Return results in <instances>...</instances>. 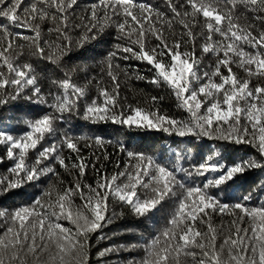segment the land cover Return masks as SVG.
Listing matches in <instances>:
<instances>
[{
    "label": "snow or ice",
    "instance_id": "1",
    "mask_svg": "<svg viewBox=\"0 0 264 264\" xmlns=\"http://www.w3.org/2000/svg\"><path fill=\"white\" fill-rule=\"evenodd\" d=\"M93 43L110 47L89 75L90 65L68 61ZM132 60L147 74L121 64ZM41 61L60 75L43 77ZM132 79L166 88L181 114L163 111L162 96L130 101L121 88ZM16 101L43 109L18 118L19 131L0 129V197L39 191L0 209V264H93L105 227L125 214L150 224L165 204L162 229L142 245L104 248L95 264L138 246L139 259L123 264H264V201L229 191L264 170V0H0V112ZM74 119L88 132L73 133ZM108 124L173 139L148 152L91 127ZM205 140L214 155L196 151ZM228 146L255 154L227 163Z\"/></svg>",
    "mask_w": 264,
    "mask_h": 264
},
{
    "label": "trees",
    "instance_id": "2",
    "mask_svg": "<svg viewBox=\"0 0 264 264\" xmlns=\"http://www.w3.org/2000/svg\"><path fill=\"white\" fill-rule=\"evenodd\" d=\"M93 2V0H80L81 6L87 5ZM146 3L161 5L162 0H144ZM79 11V10H78ZM107 40H111V37H106ZM110 47V44L96 45L88 44L84 48L77 49L74 51L71 56L72 59L68 61L70 65L77 64H88L92 67V72L89 75L95 74L99 71L95 67L96 62L101 58L100 54L106 52L107 48ZM35 63V58H29ZM122 66L125 64H131L134 68H138L142 74H147L146 65L140 63L139 61H121ZM37 71L41 73L43 77L56 78L58 75V70L54 65H51L49 62L41 61L36 63ZM77 82L80 85L87 83V78L82 73L77 77ZM49 83L48 79L44 80V84ZM92 94L95 92L94 86L91 89ZM122 95H127L130 101H139L144 103L146 99L150 98L153 95L162 96L164 99L160 103V107L163 111L169 112L174 115H180V110L176 107V102L171 94L166 88L159 89L154 85L147 84L144 81H138L132 79L126 83H122L121 88ZM31 108L32 111L29 112L28 109ZM43 109L41 105H28L26 102L16 101L8 105V107L0 112V129L6 131H19L23 125L18 124V118L22 116L34 117L39 114ZM69 127V125H65ZM71 131L76 134H81L88 132L89 126L87 122L81 121L79 119H74L71 121ZM95 130L97 135H102L111 139H119L124 143H131L137 146H140L142 150L148 152H162L164 151L162 145L167 139L170 143L173 138L167 137L164 133L158 132H149L138 133L133 131L129 134L119 126L115 125H95L91 126ZM110 152H113V149L109 148ZM196 151L202 152L203 156L207 157L209 155H214L215 147L214 142L212 141H203L200 145H197ZM221 156L223 160L227 163H232L239 160L241 157L247 158V156L254 155V150H250L244 147H232L228 146L226 148H220ZM87 154V153H86ZM116 154L113 152L112 162H116ZM109 171H112V163L107 165ZM4 171L3 167H0V172ZM92 174H89V181L91 182ZM202 179V178H201ZM201 179H197L195 182L200 183ZM261 180H264V170L254 169L249 171L243 178H241L236 184L232 185V188L229 190L233 194L232 199L242 197L247 195L249 192H253V199L250 202L252 205H258L264 201V193L259 191H254L257 189V186L260 184ZM38 189L26 187L22 190H16L15 195H9L6 197H0V209H12L18 207L24 203L30 202L32 199V193L38 194ZM172 210L170 204H165L160 208L159 211L155 213L150 224L141 225L139 221L135 220L133 217L125 214L120 219L114 220V222L107 227H105L103 234L106 235V239L97 240L93 238L92 244V262L95 264L96 260L99 259L98 252L102 251L104 248L109 246H118L122 244L126 245H142L143 240L150 239L151 235L162 229L169 217V214ZM121 211V209H117ZM126 213V210H123ZM221 217L216 216L214 218L215 222L219 224L221 222ZM223 219H227L224 217ZM141 233H143V239L141 238ZM142 255V248L137 247L130 252H122L120 254H110L105 258L107 264H115V262H120L123 264L124 261L131 259H139Z\"/></svg>",
    "mask_w": 264,
    "mask_h": 264
}]
</instances>
